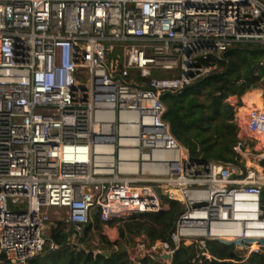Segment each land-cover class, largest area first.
I'll return each instance as SVG.
<instances>
[{
	"label": "built area",
	"instance_id": "1",
	"mask_svg": "<svg viewBox=\"0 0 264 264\" xmlns=\"http://www.w3.org/2000/svg\"><path fill=\"white\" fill-rule=\"evenodd\" d=\"M248 43L264 47V0H0V264L57 248L50 208L67 241L94 216L107 225L168 201L181 208L150 258L182 242L195 264L213 258L208 241L263 252L264 165L193 159L161 98ZM237 122L264 137L263 108Z\"/></svg>",
	"mask_w": 264,
	"mask_h": 264
},
{
	"label": "trees",
	"instance_id": "2",
	"mask_svg": "<svg viewBox=\"0 0 264 264\" xmlns=\"http://www.w3.org/2000/svg\"><path fill=\"white\" fill-rule=\"evenodd\" d=\"M261 54L264 56V47L254 43L233 45L224 53L223 59L218 61V66H222L221 71L184 87L180 92L162 94L161 98L166 105L163 117L169 122L175 138L185 146L193 159L236 162L238 155L232 151V146L238 141L237 130L227 123L232 119V114L227 106L223 109L222 102L228 95L242 96L263 77L264 66L258 64ZM203 90H207L210 96L206 106L200 104L198 99ZM212 120L216 123H212ZM211 124L212 130L208 134ZM180 208L178 202L168 201L167 207L158 212L136 213L120 219L124 222L118 231L119 239L113 241L100 234L103 223L94 216L93 222L81 227L79 231H72L83 246L66 241L65 226L58 224L50 235V240L57 244V248L51 249L45 245L25 264H133L123 249L126 246L125 231L145 232L150 241L165 239ZM145 217L151 225L133 222L136 218ZM92 233L99 237V245L90 244ZM207 248L213 257L206 261L207 264H264V251L250 253L244 259L246 248L237 249L233 244L208 241ZM105 253H109V256ZM193 255V245L182 242L169 264H195L190 261ZM141 263L166 264L149 256L144 257Z\"/></svg>",
	"mask_w": 264,
	"mask_h": 264
},
{
	"label": "rangeland",
	"instance_id": "3",
	"mask_svg": "<svg viewBox=\"0 0 264 264\" xmlns=\"http://www.w3.org/2000/svg\"><path fill=\"white\" fill-rule=\"evenodd\" d=\"M264 58V56L261 54L259 59ZM260 60V61H261ZM219 70L215 71H221L222 66L218 67ZM207 91V90H206ZM205 90L201 91L200 94L198 95V99H199V103L202 105H208V103L210 102V96L206 93ZM241 98H243V102L244 104H254L256 103V99H262V101L264 102V75L263 77L256 82L255 86L251 87L250 89H248L242 96L239 95H228L224 100H223V109H225V107L228 105L232 106V119L229 120L227 123H230L233 128H235L238 132V127L236 125V121H234L235 119V114L238 111V108L240 107V105H242L241 102ZM243 104V105H244ZM242 107V106H241ZM229 110V109H228ZM207 109L205 110V112L207 113ZM212 123L214 122L213 120L211 121ZM225 121H223L222 123L224 124ZM216 123V122H214ZM212 125L211 124V128H209L208 134L211 132L212 130ZM245 141H244V146L246 147L248 144H251V148L249 153L247 152L245 149L240 148L241 153L236 152L233 149L232 146V151H234L235 153H237L238 157L235 158L236 163L241 164L244 163V165L246 166H254L253 168H261L262 165H264L263 162H260L258 160L257 154L263 152L262 150H260L259 148L257 150H254V146L260 147V145H257V142L252 140V139H248V137H244ZM216 161V160H214ZM248 162H250L251 164H247ZM263 163V164H261ZM251 166V167H252ZM14 210H16V208H13ZM54 209L50 208L48 209V217H49V221L46 224V228H45V235L46 236H50L53 232V230L58 226V224H61L62 222L60 221L59 217L56 216L54 214ZM140 222V223H144L145 226H149L151 225V222L149 220L145 218H141L138 219L136 218L135 220H133V222ZM124 221H119V222H112V224L110 225H102L100 234L104 235L107 239L113 241L116 239H119V235H118V231L119 228L122 227ZM62 226V225H59ZM64 226V225H63ZM67 231V230H66ZM69 242L71 243H77L79 246H83V244L81 242L78 241L77 237H74V235H71L69 237ZM48 241H46L47 243ZM124 243L126 246L125 247V251L127 252L130 260L133 262V264H142L141 260L148 256L146 251L148 250L149 244L152 243V241H150V239L147 237V234L145 232H140V233H136L134 231H125V239H124ZM90 244L93 246L99 245V237L95 234L92 233L91 237H90ZM47 245V244H46ZM195 251V250H194ZM244 256L246 259V257L249 255V253L247 251H244ZM211 255V254H210ZM212 259V258H211ZM161 260V259H160ZM168 259L163 260L166 264L170 263V260L167 261Z\"/></svg>",
	"mask_w": 264,
	"mask_h": 264
},
{
	"label": "crops",
	"instance_id": "4",
	"mask_svg": "<svg viewBox=\"0 0 264 264\" xmlns=\"http://www.w3.org/2000/svg\"><path fill=\"white\" fill-rule=\"evenodd\" d=\"M241 100H243V98H241ZM241 102H242V105H241L242 107L240 106L238 108V111L236 112V114L234 116L235 117L234 118L235 119L234 121H236L237 127H238V122H237L238 121V117L243 116L245 114V112L248 111L249 107H253V106L255 107L256 106L258 108H263L264 109V102L262 101V99H256V103H254V104H244L243 101H241ZM236 137H237V140H241L243 142V144H244V141H245V138L244 137H248V139H252V140L256 141L257 142V145L258 146L260 145V147L254 146L253 147L254 150H257L259 148L264 153V137H257L255 139V137L253 138L250 135H248L246 132L240 130L239 127H238V132L236 133ZM242 149H245L247 151V152H245V154L246 153H249L250 152V149H252L251 148V144H248L246 147L243 145ZM262 162L264 163V161H262ZM263 163H261V164H263ZM247 164L250 165L251 163L248 162ZM252 167H254V166H252Z\"/></svg>",
	"mask_w": 264,
	"mask_h": 264
},
{
	"label": "water",
	"instance_id": "5",
	"mask_svg": "<svg viewBox=\"0 0 264 264\" xmlns=\"http://www.w3.org/2000/svg\"><path fill=\"white\" fill-rule=\"evenodd\" d=\"M228 109H229V111H232V106L231 105H228ZM64 237H65V239H66V237H67V233L66 232H64ZM123 249H125V247H123ZM105 255L106 256H109V253H105ZM167 258H169V256L168 255H162L160 258H158V259H167Z\"/></svg>",
	"mask_w": 264,
	"mask_h": 264
}]
</instances>
